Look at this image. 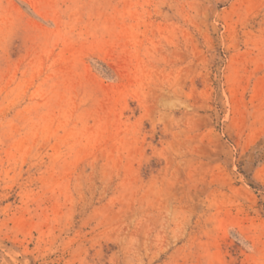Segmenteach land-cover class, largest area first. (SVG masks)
I'll list each match as a JSON object with an SVG mask.
<instances>
[{"label":"rangeland","instance_id":"rangeland-1","mask_svg":"<svg viewBox=\"0 0 264 264\" xmlns=\"http://www.w3.org/2000/svg\"><path fill=\"white\" fill-rule=\"evenodd\" d=\"M0 264H264V0H0Z\"/></svg>","mask_w":264,"mask_h":264}]
</instances>
